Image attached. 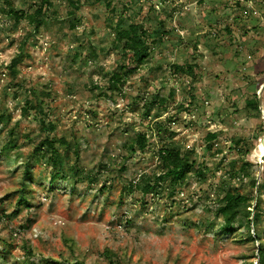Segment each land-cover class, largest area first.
<instances>
[{"label": "rangeland", "instance_id": "374dc122", "mask_svg": "<svg viewBox=\"0 0 264 264\" xmlns=\"http://www.w3.org/2000/svg\"><path fill=\"white\" fill-rule=\"evenodd\" d=\"M77 1L75 10L68 0H51L47 23L36 31L12 11L31 13L40 0H0V111L9 118L0 136V245L9 254L0 264H257L258 243L243 231L215 234L222 223L215 210L225 192L247 187L234 166L248 162L250 176L261 171L264 117L247 101L264 84V0ZM120 20L159 35L148 61L111 95L106 76L118 70L121 53L109 26ZM33 98L56 126L50 136L68 144L67 168L78 163L72 191H51V167L33 159L47 136L35 110L23 113ZM261 99L264 110V91ZM11 130L18 142L6 156ZM139 133L148 147L130 152ZM208 134L217 136L210 150ZM171 141L202 177L192 175L173 194L169 183L160 194L127 189L154 171L159 148ZM32 162L30 207L18 206L14 196L5 198L21 189L23 167ZM261 208L264 218V195Z\"/></svg>", "mask_w": 264, "mask_h": 264}, {"label": "trees", "instance_id": "16d2710c", "mask_svg": "<svg viewBox=\"0 0 264 264\" xmlns=\"http://www.w3.org/2000/svg\"><path fill=\"white\" fill-rule=\"evenodd\" d=\"M6 1V0H5ZM70 5L78 10L80 8V2L75 0H68ZM96 3L102 1H108L107 5L110 7L111 2L109 0H94ZM53 4L51 0H40V2L35 4V9L33 12L28 13L25 10H13L12 16L16 22L25 20L29 25L33 26L36 31L40 29L41 26L47 23V12L50 10ZM114 35V47L121 53V63L118 70L112 72L110 76H106L108 79L107 91L112 94H119L123 91L128 77L134 74L142 65H144L151 53V45L155 43L152 40L153 37L159 35V32L155 34H149L145 28L136 23L127 24V26L122 25V21L109 26ZM152 40L151 44L149 40ZM25 45V42L21 46V49ZM92 59L96 58L94 49L92 50ZM21 62L19 56L15 57L9 68L12 74L17 75V66ZM177 69H182L180 67H175ZM46 95V94H42ZM107 96V94H103ZM163 101V100H160ZM247 107L253 109L260 116L258 97L255 95L254 100L247 101ZM35 110L40 116L39 120L42 125V130L47 132V136L40 141L33 150V159L36 163L44 162L47 166L51 167V173L49 177L46 178L48 182L49 189L51 191L59 190L60 186L68 188L71 191L74 187V183H69L70 179L76 177L80 178V171L78 170V163L76 162L73 166L67 168L66 159L67 156L63 152L64 148H67L68 144L65 139L57 138L56 136L51 137V133L56 130V126L46 120V115L43 112V102L33 98L28 99L23 108V113L27 114L30 110ZM146 117H149L150 107H146ZM35 112V113H36ZM36 114V115H37ZM9 118L5 116L3 112L0 111V136L4 133L7 128ZM216 134H208V149L210 150L212 146L210 143L216 139ZM18 140L15 138L13 130L9 132V141L5 145L1 153L3 155L9 156V152L17 147ZM130 152H134L135 148L140 151L146 150L148 147V140L146 134H137L136 137L132 138L129 144ZM249 154V151H246ZM79 154L76 152V158L79 159ZM157 165L154 171L150 175L143 174L138 179V182L134 184L131 183L130 187L127 189L133 190L138 189L143 195L160 194V191L164 188V184L169 183L170 189H172V194L177 187L183 186L188 182V179L192 175H196L199 178L202 177V170L196 169L194 171V162H192L186 152H183L180 145L176 142H168L161 146L156 154ZM22 159V157H18ZM249 163L244 162L241 167L237 170L234 166L233 175L241 174L244 178H247V187L243 192L237 190H228L225 192L224 196L218 200V207L215 210V217L221 219L222 223L220 230L216 231V235L229 236L234 233L243 231L248 235V240L252 243H258V254H254L252 257L257 261V264H264V218L261 208L262 197L264 195V164L261 176V181L257 185V174L248 175L247 168ZM34 168V163L26 164L23 167L22 172V185L21 189L13 192V194H7L5 199H10L15 197L16 204L18 206L30 207V202L27 194L30 192L31 184L36 183V180L32 174V169ZM96 178H91L93 181ZM77 181V180H76ZM43 181L40 180L39 184ZM257 188V196L255 195ZM255 202V206H253ZM253 209V210H252ZM1 213V206H0ZM1 221V219H0ZM207 228L213 230L214 226L212 223H207ZM68 244L70 252L73 251L74 244H69L68 240H65ZM26 255L28 257H33L32 248L29 246L25 247ZM8 249L5 246L0 245V258L5 259V255H8ZM112 263H114L112 261ZM46 264H83L78 261L71 262L69 260H49ZM254 264V263H253Z\"/></svg>", "mask_w": 264, "mask_h": 264}, {"label": "water", "instance_id": "95a60500", "mask_svg": "<svg viewBox=\"0 0 264 264\" xmlns=\"http://www.w3.org/2000/svg\"><path fill=\"white\" fill-rule=\"evenodd\" d=\"M263 91H264V84L261 86V88H260V92H259V94H258V103H259V110H260V112H261V114L263 115V117H264V110H263V106H262V99H261V95H262V93H263ZM263 164H264V154L262 155V157H261V159H260V166H261V171L258 173V175H257V185H258V183L260 182V179H261V173H262V171H263ZM255 195L257 196V188H256V193H255Z\"/></svg>", "mask_w": 264, "mask_h": 264}, {"label": "bare ground", "instance_id": "6f19581e", "mask_svg": "<svg viewBox=\"0 0 264 264\" xmlns=\"http://www.w3.org/2000/svg\"><path fill=\"white\" fill-rule=\"evenodd\" d=\"M263 154H264V139L261 141L257 149V157L259 158V160L261 159Z\"/></svg>", "mask_w": 264, "mask_h": 264}]
</instances>
